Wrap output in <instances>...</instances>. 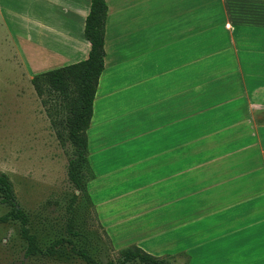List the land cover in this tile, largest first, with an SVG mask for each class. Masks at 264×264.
<instances>
[{
	"label": "crops",
	"instance_id": "1",
	"mask_svg": "<svg viewBox=\"0 0 264 264\" xmlns=\"http://www.w3.org/2000/svg\"><path fill=\"white\" fill-rule=\"evenodd\" d=\"M105 1L88 189L115 248L264 264V0ZM91 4L0 0L31 74L89 58Z\"/></svg>",
	"mask_w": 264,
	"mask_h": 264
},
{
	"label": "rangeland",
	"instance_id": "2",
	"mask_svg": "<svg viewBox=\"0 0 264 264\" xmlns=\"http://www.w3.org/2000/svg\"><path fill=\"white\" fill-rule=\"evenodd\" d=\"M11 29L13 33L0 16V172L10 177L17 203L29 215L31 233L43 251L60 239H71L98 264H107L117 259L119 250L95 207L80 196L71 209L72 198L79 192L68 175L72 146L63 144L58 135V129L64 131L59 98L38 96L32 84L38 74H31L24 61L23 29L18 33ZM11 209L2 204L0 195V217ZM71 221L78 236L69 232ZM20 231L15 221L0 225V264H89L71 245L58 248L53 256L29 257ZM174 262L186 264L188 260L176 258Z\"/></svg>",
	"mask_w": 264,
	"mask_h": 264
},
{
	"label": "trees",
	"instance_id": "3",
	"mask_svg": "<svg viewBox=\"0 0 264 264\" xmlns=\"http://www.w3.org/2000/svg\"><path fill=\"white\" fill-rule=\"evenodd\" d=\"M108 6L105 0H92L91 11L86 20L85 37L91 44L89 58L85 61L54 69L34 76L32 84L40 98L48 94L59 98V109L64 114L58 135L63 144L72 146V156L69 163L68 175L70 182L78 194H74L71 209L80 196L91 204L94 203L89 193L88 185L95 178L89 161L88 135L94 101L97 89L105 68V34ZM45 102V101H44ZM43 102V103H44ZM52 102V101H50ZM48 105V101L44 103ZM58 126V124H57ZM65 134V135H64ZM0 195L2 204L12 209L0 217V225L15 221L21 225V236L27 243V256L55 255L57 249L71 245L72 250L89 264H98L89 251L78 249L71 239H60L49 249L43 251L39 246L38 237L31 233L29 215L19 207L14 185L10 177L0 172ZM69 232L78 236L73 221L69 223ZM107 264H176L174 257L154 256L138 246H130L118 251V257Z\"/></svg>",
	"mask_w": 264,
	"mask_h": 264
}]
</instances>
